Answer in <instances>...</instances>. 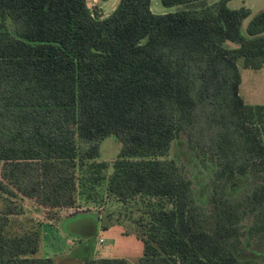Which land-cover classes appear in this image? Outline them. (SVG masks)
Returning <instances> with one entry per match:
<instances>
[{
  "label": "trees",
  "instance_id": "trees-1",
  "mask_svg": "<svg viewBox=\"0 0 264 264\" xmlns=\"http://www.w3.org/2000/svg\"><path fill=\"white\" fill-rule=\"evenodd\" d=\"M228 1L120 0L102 16L88 0H0V264H56L38 256L43 222L17 226L26 202L57 223L107 200L117 218L101 227L128 222L137 264H264V105L242 99L238 65L264 66V9L243 32L252 13ZM111 136L120 154L100 161ZM180 142L212 169L204 203Z\"/></svg>",
  "mask_w": 264,
  "mask_h": 264
},
{
  "label": "rangeland",
  "instance_id": "rangeland-1",
  "mask_svg": "<svg viewBox=\"0 0 264 264\" xmlns=\"http://www.w3.org/2000/svg\"><path fill=\"white\" fill-rule=\"evenodd\" d=\"M208 1L214 3L220 0ZM88 2L91 9L99 12L102 16H107L118 6L120 0H88ZM228 6L231 9L245 7L251 11V16L243 23V32H246L254 15L264 9V0H229ZM152 10L155 13H163L173 9L164 7L161 0H152ZM229 45L236 47V44L233 43H229ZM238 65L242 77L239 88L242 99L248 105H264V66L259 70L247 68L244 58L239 59ZM121 147V142L117 137L111 136L105 139L101 143L99 160L111 162L117 159ZM172 153L179 162H185L190 168L196 186L197 198L201 203H204L209 193L208 181L212 175V169H203L194 156L187 151L184 143L176 144ZM247 185L248 183L245 179L236 181L232 187V195H238ZM24 210V214L19 217V225L24 224L26 229L30 226V220H33V222L38 221L36 214H39V212L32 205H28L27 202ZM116 210H118L117 204L107 200L100 205L84 203L80 209L63 211L55 227L62 232L63 238L70 240V243L66 242V240L62 241L65 244L64 247L68 248L67 251L62 252L63 254L58 253V256L52 255L56 264H81L80 262L76 263L75 258L82 257L86 260L85 264L92 257L124 258L132 264H137L143 256L144 245L135 235L124 234L128 222L116 223L106 229L101 227L100 217L111 215ZM111 217L115 220L117 214L114 213ZM48 240L49 238L46 239L44 235L38 252L39 256L45 257L48 255L47 253L51 254L50 249L44 246V243L48 242Z\"/></svg>",
  "mask_w": 264,
  "mask_h": 264
},
{
  "label": "crops",
  "instance_id": "crops-1",
  "mask_svg": "<svg viewBox=\"0 0 264 264\" xmlns=\"http://www.w3.org/2000/svg\"><path fill=\"white\" fill-rule=\"evenodd\" d=\"M36 217L38 218V221H36V222H40V221L43 222V236L45 235L46 239L49 238L48 242L44 243V246H45V248L50 249L51 254L47 253L48 255L45 257H50V258L54 259L53 256H58L57 255L58 253L63 254L62 252L67 251L68 248H65L64 247L65 244H64V242H62V241H65L66 239L62 237V235H61L62 232H60L58 230V228L55 227L56 223L53 221H47V220L45 221L43 216L40 213L36 214ZM16 220L18 222V224H17V226H18L19 225V217L16 218ZM22 225L24 226V224H22ZM69 241H70L69 239L66 240V242H69ZM40 248H41V246H40ZM38 256H39V254H38ZM39 257H42V256H39ZM85 261L86 260L83 257L82 258H75L76 263L80 262L81 264H85Z\"/></svg>",
  "mask_w": 264,
  "mask_h": 264
}]
</instances>
